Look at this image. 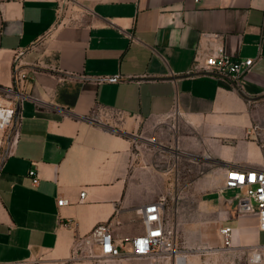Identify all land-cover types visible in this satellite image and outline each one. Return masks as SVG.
Masks as SVG:
<instances>
[{
	"label": "crops",
	"instance_id": "0c3cea01",
	"mask_svg": "<svg viewBox=\"0 0 264 264\" xmlns=\"http://www.w3.org/2000/svg\"><path fill=\"white\" fill-rule=\"evenodd\" d=\"M218 47L253 59L242 93L191 73ZM0 89L22 98L2 142L0 264H81L71 246L98 224L126 254L156 201L176 259L153 264H202L179 254L217 250L223 226L264 245L224 188L230 170H264V0H0Z\"/></svg>",
	"mask_w": 264,
	"mask_h": 264
},
{
	"label": "built area",
	"instance_id": "2783aa9c",
	"mask_svg": "<svg viewBox=\"0 0 264 264\" xmlns=\"http://www.w3.org/2000/svg\"><path fill=\"white\" fill-rule=\"evenodd\" d=\"M195 58V63H196ZM253 65V59L233 60L227 56L222 47L215 50V55L207 56L203 65L198 67L196 64L192 67L191 73L196 74L198 70L202 76L227 82L233 90L238 93L243 92V77ZM25 74L20 73L17 67L14 69L13 80L15 90L17 85L25 80ZM115 81L116 78H109ZM5 100L6 105L2 103ZM22 98L20 95H13L0 89V133L7 128H13L16 125L18 114L21 109ZM95 126L100 128H111L108 123L101 124L100 121L87 118ZM113 128V127H112ZM254 132L259 133V126L254 125ZM28 175L32 178V184L36 185L37 177L34 170H30ZM224 188L228 190H242L244 196L238 198V209L242 213H254L258 217V228L264 232V170H230L226 173ZM84 193L80 194V198ZM67 204L66 200H58L57 205ZM164 201H156L143 206L140 210L141 219L145 227L142 235L129 240L130 251L126 254L117 247L112 238L110 228L106 224L96 225L89 233L78 236L72 246L70 260L82 261L90 259H100L106 262H122L129 259H149L153 256H165L176 253L173 244L172 231L165 228L164 225ZM222 239V246L229 249L233 246V230L229 226H223L219 229ZM253 262L261 260L264 254V245L253 249Z\"/></svg>",
	"mask_w": 264,
	"mask_h": 264
},
{
	"label": "rangeland",
	"instance_id": "374dc122",
	"mask_svg": "<svg viewBox=\"0 0 264 264\" xmlns=\"http://www.w3.org/2000/svg\"><path fill=\"white\" fill-rule=\"evenodd\" d=\"M254 113V125H258L261 132V143L264 147V96L261 97L257 104L253 109ZM9 128L0 133V165L3 161L5 152V146L2 144L4 137L7 134ZM226 194H229L231 197V202H235L237 198H241L244 196L242 190H232L227 191ZM260 243L264 244V232L260 235ZM253 253L254 250L251 249H242L240 247H236L234 244L231 248L225 249L221 245L217 250H207V251H187L181 252L179 255L186 254L188 258H196L202 261V264H264V254L261 256V260L258 262H253ZM176 253L167 254L165 256H153L149 258L152 262L155 259L162 258H174ZM177 258H183V256H178ZM81 264H117V262H106L100 259H90V260H82ZM153 264V262L151 263Z\"/></svg>",
	"mask_w": 264,
	"mask_h": 264
},
{
	"label": "bare ground",
	"instance_id": "6f19581e",
	"mask_svg": "<svg viewBox=\"0 0 264 264\" xmlns=\"http://www.w3.org/2000/svg\"><path fill=\"white\" fill-rule=\"evenodd\" d=\"M254 258H255V256H254Z\"/></svg>",
	"mask_w": 264,
	"mask_h": 264
}]
</instances>
